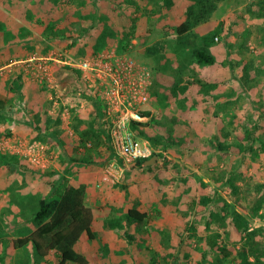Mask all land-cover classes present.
Listing matches in <instances>:
<instances>
[{
    "label": "rangeland",
    "instance_id": "obj_1",
    "mask_svg": "<svg viewBox=\"0 0 264 264\" xmlns=\"http://www.w3.org/2000/svg\"><path fill=\"white\" fill-rule=\"evenodd\" d=\"M190 1L177 0L170 12L159 10L157 0H63L59 6L47 0L3 1L13 4L18 13L13 28L0 27V56H25L19 50V41H26L21 50L36 58L78 60L115 48L118 52L148 56L151 65L157 67L163 54L170 61L163 70L166 85L177 75L195 83L171 100H152L153 116L142 130L163 144H170L158 147L165 156L151 167L135 163L115 179L105 171L112 155L95 119L92 92L87 87L85 94L82 89L73 92L61 87L56 78L57 63L51 67L58 88L35 79L36 91L32 96L28 93L30 99L35 97L30 105H35L39 96L42 100L36 118H29L27 110L17 113L18 120L31 123L27 125L31 134H23L28 139L46 142L54 150L59 144L55 137L47 136L49 131L61 130L71 136L72 142L62 151L57 148L53 153L58 155L57 166L44 170H35L30 164L15 165L10 155L0 152V264L57 263L53 251L38 258L31 244L20 247L17 242L36 230L29 215L38 210L40 198L61 196L62 186L68 182L64 173L73 172L69 157L86 155V147H91L96 161L79 164V173L94 171L97 177L95 181L88 176L81 180L92 181L101 192L99 200L104 202L97 209V223L92 225L94 239L84 234L74 246L87 257L88 264H152L153 257L159 258L161 264H199L201 260L203 264H234L235 255L223 257L207 244L209 234L219 228L218 223H210L211 213H222L225 201L247 217L251 228L264 226V212L262 216H253L246 193L240 203L235 202L227 181L232 174L242 189L249 185L256 188L264 181V19L247 11L254 0H222L211 18L195 28L196 35L189 37L194 41L191 45L182 42L176 31L185 20ZM133 17L136 30L133 37L126 38ZM220 21H224V32L231 34H223L212 46L217 62L200 65L191 50L201 45V36ZM6 34L8 40L4 42ZM243 76L249 77L247 87L243 86ZM65 108L71 111L72 130L62 127ZM5 120L0 119V133L5 130ZM254 123L258 130L252 140H244L245 131ZM220 144L230 148L221 149ZM239 144L246 149L240 151ZM214 173L219 174V182L211 179ZM208 194H212L213 201L205 206L201 198ZM134 205L149 214L146 225L120 229L105 221L115 218L124 224L128 208ZM218 230L221 243L228 247L241 244L234 225ZM161 240L163 245H159ZM167 254H171L168 262L163 257Z\"/></svg>",
    "mask_w": 264,
    "mask_h": 264
},
{
    "label": "trees",
    "instance_id": "obj_2",
    "mask_svg": "<svg viewBox=\"0 0 264 264\" xmlns=\"http://www.w3.org/2000/svg\"><path fill=\"white\" fill-rule=\"evenodd\" d=\"M55 6H59L63 0H47ZM160 5L159 10L167 12L172 10L175 6L177 0H157ZM222 0H191L185 11V20L176 28L179 38L182 42L187 41L191 45H194V41L190 40L189 37L194 35L195 28L207 22L214 11L217 9L218 3ZM133 3V2H128ZM247 11L251 13L254 17L258 19H264V0H254L253 4L248 5ZM136 17L132 18L130 24V31L124 32L127 37H133L136 24ZM225 25L224 21H220L217 26L209 30L201 36L202 44L195 45L192 48V56L195 62L200 65H213L217 62V57L211 52L212 46L220 40V37L224 35H230L231 33L224 32ZM196 35V34H195ZM194 35V36H195ZM216 37L219 39L216 40ZM184 40V41H183ZM131 54V53H130ZM135 56L134 54H131ZM137 56V55H136ZM160 62L157 67L154 65H149L151 72L153 73V81L150 87L151 94L153 97L161 98L163 100H171L178 97L187 91L188 87L195 83V80H187L182 76L177 75L169 85L164 83L163 70L167 68L170 61L166 60L163 54L161 55ZM231 64V61H228ZM56 78L59 81L61 87H68L69 91L77 92L82 89L84 94L87 90L86 84L81 78V73L67 65L58 64L56 67ZM248 76L242 77L243 86L247 87L249 85ZM202 83V80H198ZM66 91V90H65ZM93 103L95 105L97 114L100 112V104L97 99L93 96ZM261 107V106H259ZM99 131L106 138L107 149L111 154H113L112 146L110 144V139L106 131L105 125L101 124V116H98ZM149 123H145V127ZM259 126L254 123L253 126L245 131L244 140L250 141L253 138L254 133L258 130ZM140 135L147 137L151 144L156 148V152L153 154L157 155L159 159H162L165 154L160 152L158 147L164 145V147H169L170 144H163V142L154 136H151L144 132L142 129H138ZM87 132L86 134H88ZM57 143L63 147H68L72 142L71 136H68L61 130L54 131ZM12 136L10 127L6 126L5 130L0 133V139H4ZM171 142V136H169ZM82 142V140H81ZM83 143V142H82ZM221 149L227 150L230 146H223L220 144ZM245 145L238 146L240 151H244ZM77 150V148H75ZM87 151L86 155L71 156V162L75 164L88 165L94 163L96 160L91 156V147L85 148ZM71 154V152L69 151ZM146 159L137 160L136 163L142 166ZM10 160L15 165L27 166L29 164L21 162L18 157L10 155ZM164 162H168L164 158ZM156 162H154L155 164ZM157 164V163H156ZM152 165H147L151 167ZM35 170H41L38 167H34ZM211 179L219 182V174L214 173L211 175ZM228 184L231 187V193L235 196V202L240 203L242 195L244 193L248 194L250 197V208L252 210L253 216H262L264 212V181L256 184V188L249 185L245 189L236 184L232 174L227 178ZM85 195L86 186L69 184L64 188V192L57 199H52L48 195H43L40 198L39 208L32 215V221L36 225V230L25 238L19 239L17 245L24 246L31 244L35 250V255L38 258H44L47 256L49 251H53L57 258L56 264H68L73 262L75 264H88V259L85 255L77 252L74 246L78 244L82 235L86 234L89 238H93L92 225H93V213L92 210L85 205ZM213 201L212 194L204 195L201 198L203 205H208ZM197 202H194L196 205ZM262 212L260 213V211ZM221 212H212L210 223H218L219 228L228 227L229 225H234L236 230L240 233L241 244L231 245L228 247L227 244L222 242V234L219 232V228L213 233L209 234L207 237V244L211 247L213 251L219 252L223 257H229L235 255L234 264H264V226H259L256 228H251L250 222L245 215L238 212L235 208L233 209L230 202L225 201L221 208ZM264 216V214H263ZM149 214L147 212H141L137 206L129 208L125 215V223L120 222L113 223V228L124 229L127 226L137 224L139 226L146 225ZM189 224L187 223V226ZM187 228V227H186ZM194 229L195 226L191 225ZM164 234H167L165 232ZM163 234V235H164ZM228 234V232H227ZM125 235L132 238L127 233ZM181 235V234H180ZM163 240V238H162ZM159 241V245H163V242ZM169 256L171 254L163 255L165 261H169ZM152 264H161V261L157 257L151 259ZM199 264H203L202 260ZM219 264V263H218Z\"/></svg>",
    "mask_w": 264,
    "mask_h": 264
},
{
    "label": "built area",
    "instance_id": "obj_3",
    "mask_svg": "<svg viewBox=\"0 0 264 264\" xmlns=\"http://www.w3.org/2000/svg\"><path fill=\"white\" fill-rule=\"evenodd\" d=\"M49 60L79 70L83 82L99 102L101 124L105 125L113 151V157L105 168L110 177L117 179L137 160L153 156L156 148L138 132L151 118L147 111L152 101V74L147 66L130 53L118 52L115 48L79 60L53 57L27 60L26 67L33 77L54 88L58 85ZM70 118L71 111L65 108L63 120L68 129ZM0 152L18 156L23 162L43 170L50 167L55 157L46 142L19 136L0 139Z\"/></svg>",
    "mask_w": 264,
    "mask_h": 264
},
{
    "label": "crops",
    "instance_id": "obj_4",
    "mask_svg": "<svg viewBox=\"0 0 264 264\" xmlns=\"http://www.w3.org/2000/svg\"><path fill=\"white\" fill-rule=\"evenodd\" d=\"M3 1L4 0H1V4H0V27L3 28L4 30H6L7 28H13V26H14L13 21L15 19L16 14L18 13V10H17V8L13 7V4L6 5V4H3ZM12 2H13V0H11V3ZM16 22H17V26H18L19 22L18 21H16ZM17 30H18V28H17ZM0 34H3V33L0 32ZM18 37L20 38L19 35H18ZM161 38L165 39V36L162 35ZM7 40H8V37L6 34V38H4V42H7ZM133 40L136 41L137 39H133ZM24 43L23 42L20 43V41H19L18 46H19V50L21 52H25V54H26L25 56H22V57L0 56V119H2V117H4L6 119L5 120V126L10 127V131L12 134L13 133L18 134V135H12V136H19V137H26L23 134V132L24 133L28 132L29 134H31L30 131L32 129H30L27 126L28 124H31V123H28L26 120H23V121L18 120L17 117H19V116L17 115V113L20 114L19 111H21V109L24 110V112H26V110H27L30 114V116L27 115L29 118H33V116L36 118L37 109L39 107L38 104H40L41 100H42V97L39 96V99L36 100V102H35L36 104L33 106L30 105V102H31L30 100H32V98L30 99V97L33 95V92L36 91L37 83L35 81H37V80H35L32 73L26 67L27 60H29L33 56H27L28 52H26L25 50H23V51L21 50V46H23ZM86 57H88V56H86ZM135 58L145 66L149 67V65L152 64L150 61L151 59L148 56H139L137 54V56H135ZM55 63L60 64V62H58V61L51 60V65L53 66V68H54ZM32 80H34V81H32ZM28 93L31 96H28ZM24 94H26V96ZM26 98H27V100H26ZM153 98L154 97L152 96V100H153ZM16 99H19L17 102L23 101L25 103L20 105V103H17L15 101ZM33 100H35V97H33ZM148 106L149 107H148L147 114L153 116L152 112H154V110H153L154 108L152 107V101L150 102V104ZM49 113H51V110L49 111ZM94 114H95V119H97V123L99 125L100 121H98L99 120L98 116H100V112H98V114H97V111H96V113H94ZM8 115H11V116L8 117ZM62 127L64 129L67 128V126H65V125H63ZM69 130H72L71 123H70V129ZM48 135L55 137L54 132L52 133L51 131L47 132V136ZM56 141H57V139H56ZM57 148L59 149V151H62V148H65V147L59 145L56 147L55 150L52 149V151L54 150L53 153H55ZM69 151L70 150H68V153H69ZM79 151L81 154L84 153L80 149H79ZM111 155L113 157V154H111ZM16 157H18V156H16ZM112 157H110V158H112ZM57 158H58V155L57 156L55 155V159L53 160V162L51 163L50 166H52V167L57 166V163H56L58 160ZM69 161L71 162V159ZM143 165L147 166V164H145V163ZM70 166L73 168L72 169L73 172L64 173L65 179L68 182L66 183L65 186H62L63 188L61 189V194L64 192V188L69 184H73L76 186L81 185V184L86 185L85 205L92 210L93 219H94L93 224H94V222L97 223V209H99L98 207H100L102 204H104V202H101L99 200V197H101V192L97 191L95 186L92 184V181L88 182L86 180H84V181L81 180V178L88 176V177L92 178L93 181H95L94 178L97 177V172L88 170V171H85V174L80 175L79 170H81V169H79L80 168L79 164H75V163L71 162ZM90 169L92 170V168H90ZM129 208H131V207H129ZM129 208H128V210H129ZM138 209L140 210V208H138ZM128 210H127V212H128ZM140 211L143 212L142 210H140ZM29 220L32 221L31 214L29 215ZM105 221L108 223L111 221L110 223H111V227H112L113 223H117L120 220L118 221L117 219L112 218L109 221L108 220H105ZM105 221H103V222L106 223ZM82 237H83V235H82ZM89 239L93 240L94 237L89 238Z\"/></svg>",
    "mask_w": 264,
    "mask_h": 264
},
{
    "label": "water",
    "instance_id": "obj_5",
    "mask_svg": "<svg viewBox=\"0 0 264 264\" xmlns=\"http://www.w3.org/2000/svg\"><path fill=\"white\" fill-rule=\"evenodd\" d=\"M158 159H159V157L157 155H154V156L150 157L148 160H146L145 164H147V165L153 164Z\"/></svg>",
    "mask_w": 264,
    "mask_h": 264
},
{
    "label": "bare ground",
    "instance_id": "obj_6",
    "mask_svg": "<svg viewBox=\"0 0 264 264\" xmlns=\"http://www.w3.org/2000/svg\"><path fill=\"white\" fill-rule=\"evenodd\" d=\"M152 157V156H151Z\"/></svg>",
    "mask_w": 264,
    "mask_h": 264
}]
</instances>
